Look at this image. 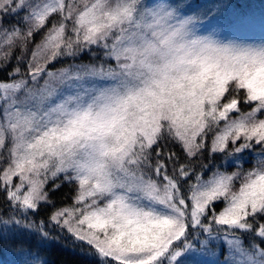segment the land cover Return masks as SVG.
Wrapping results in <instances>:
<instances>
[{"label":"snow or ice","instance_id":"6c2138e0","mask_svg":"<svg viewBox=\"0 0 264 264\" xmlns=\"http://www.w3.org/2000/svg\"><path fill=\"white\" fill-rule=\"evenodd\" d=\"M264 264V0H0V264Z\"/></svg>","mask_w":264,"mask_h":264},{"label":"trees","instance_id":"16d2710c","mask_svg":"<svg viewBox=\"0 0 264 264\" xmlns=\"http://www.w3.org/2000/svg\"><path fill=\"white\" fill-rule=\"evenodd\" d=\"M66 264H85L82 258L75 256L70 250H60L56 253Z\"/></svg>","mask_w":264,"mask_h":264}]
</instances>
